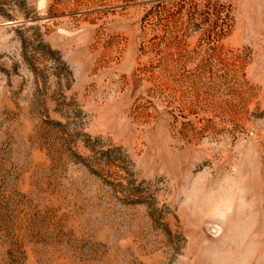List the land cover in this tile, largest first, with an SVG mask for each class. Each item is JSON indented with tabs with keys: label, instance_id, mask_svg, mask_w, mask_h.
<instances>
[{
	"label": "rangeland",
	"instance_id": "374dc122",
	"mask_svg": "<svg viewBox=\"0 0 264 264\" xmlns=\"http://www.w3.org/2000/svg\"><path fill=\"white\" fill-rule=\"evenodd\" d=\"M0 264H264V0H0Z\"/></svg>",
	"mask_w": 264,
	"mask_h": 264
}]
</instances>
